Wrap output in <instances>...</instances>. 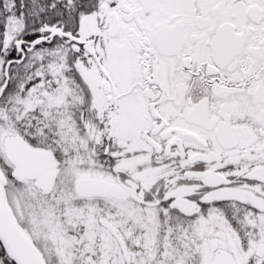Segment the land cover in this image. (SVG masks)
I'll use <instances>...</instances> for the list:
<instances>
[{
	"label": "snow or ice",
	"instance_id": "obj_1",
	"mask_svg": "<svg viewBox=\"0 0 264 264\" xmlns=\"http://www.w3.org/2000/svg\"><path fill=\"white\" fill-rule=\"evenodd\" d=\"M0 264H264V0H0Z\"/></svg>",
	"mask_w": 264,
	"mask_h": 264
}]
</instances>
